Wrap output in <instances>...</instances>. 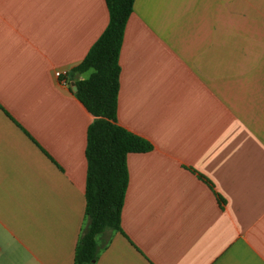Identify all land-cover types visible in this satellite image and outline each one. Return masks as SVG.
Segmentation results:
<instances>
[{
	"label": "crops",
	"instance_id": "1",
	"mask_svg": "<svg viewBox=\"0 0 264 264\" xmlns=\"http://www.w3.org/2000/svg\"><path fill=\"white\" fill-rule=\"evenodd\" d=\"M108 22L105 0H0V264H74L95 119L74 69ZM119 64L117 121L153 148L94 264H264V0H135Z\"/></svg>",
	"mask_w": 264,
	"mask_h": 264
},
{
	"label": "trees",
	"instance_id": "2",
	"mask_svg": "<svg viewBox=\"0 0 264 264\" xmlns=\"http://www.w3.org/2000/svg\"><path fill=\"white\" fill-rule=\"evenodd\" d=\"M135 0H105L109 22L74 72L92 70L77 79L75 94L95 116L88 127L86 205L89 218L75 252L74 264H94L99 252L97 235L121 230V213L129 182L127 155L146 152L153 144L117 121L119 54L125 26Z\"/></svg>",
	"mask_w": 264,
	"mask_h": 264
},
{
	"label": "built area",
	"instance_id": "3",
	"mask_svg": "<svg viewBox=\"0 0 264 264\" xmlns=\"http://www.w3.org/2000/svg\"><path fill=\"white\" fill-rule=\"evenodd\" d=\"M54 75L60 80L63 85H69L66 69L62 68L61 66H56L54 68Z\"/></svg>",
	"mask_w": 264,
	"mask_h": 264
},
{
	"label": "water",
	"instance_id": "4",
	"mask_svg": "<svg viewBox=\"0 0 264 264\" xmlns=\"http://www.w3.org/2000/svg\"><path fill=\"white\" fill-rule=\"evenodd\" d=\"M73 90L76 91L77 90V86L75 84H73Z\"/></svg>",
	"mask_w": 264,
	"mask_h": 264
}]
</instances>
